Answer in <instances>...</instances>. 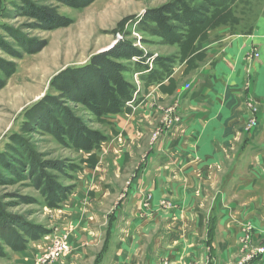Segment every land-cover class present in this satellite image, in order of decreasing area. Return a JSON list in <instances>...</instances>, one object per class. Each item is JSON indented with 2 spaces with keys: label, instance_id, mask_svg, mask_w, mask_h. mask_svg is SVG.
I'll return each instance as SVG.
<instances>
[{
  "label": "rangeland",
  "instance_id": "rangeland-1",
  "mask_svg": "<svg viewBox=\"0 0 264 264\" xmlns=\"http://www.w3.org/2000/svg\"><path fill=\"white\" fill-rule=\"evenodd\" d=\"M30 3L67 24L42 27L25 15ZM263 6L261 0H93L73 8L58 0H0V264H15V254L45 236L49 246L55 237L68 245L62 212L85 167L104 157L111 171L120 155L128 160L130 147L142 156L147 137L140 125H153L154 140L169 126L168 108L176 116L162 95L173 97L209 50L222 48L224 29L241 33ZM119 87L127 99L120 108L111 104ZM148 108H163L161 119L147 116ZM73 128L79 143L72 146ZM259 232L255 242L244 225L242 257L227 264H245L246 253L264 247V227ZM25 233L39 238L26 243ZM22 240L23 251L11 248Z\"/></svg>",
  "mask_w": 264,
  "mask_h": 264
},
{
  "label": "crops",
  "instance_id": "crops-1",
  "mask_svg": "<svg viewBox=\"0 0 264 264\" xmlns=\"http://www.w3.org/2000/svg\"><path fill=\"white\" fill-rule=\"evenodd\" d=\"M252 20L237 35L225 27L222 48L209 50L211 57L177 84L173 97L162 95L176 120L154 140L153 125H140L147 137L142 156L131 155L130 147L128 160L120 155L111 171L104 157L85 167L62 212L69 250L47 264H227L242 257L244 225L258 241L264 227V6ZM252 98L257 125L247 129ZM163 110L145 114L160 120ZM47 240L29 243L15 264H34ZM243 263L264 264V253L248 252Z\"/></svg>",
  "mask_w": 264,
  "mask_h": 264
},
{
  "label": "trees",
  "instance_id": "trees-1",
  "mask_svg": "<svg viewBox=\"0 0 264 264\" xmlns=\"http://www.w3.org/2000/svg\"><path fill=\"white\" fill-rule=\"evenodd\" d=\"M58 1L63 3V4H65V5L73 7V8H83V7L87 6V5H89L93 0H58ZM27 5L28 6H27V9H26L25 15H27V16H29L31 18L37 19L41 23L42 27H44V28L53 29V28H56L57 26H61V25L67 24V22H63V20L62 19L60 20V18L57 15H53L49 11H46V10H43V9H39V8H37V6H35V5L31 4V3L27 4ZM189 22H192V21H189ZM115 93L117 94V96L113 97V102L111 104H113V103L117 104L116 107L119 106V108H120L123 105V103L127 100L126 97H125L126 95L124 94V92H123L121 87L117 88ZM108 103H110V102H108ZM110 110L112 112H115L116 109H110ZM65 129L69 130L68 127L65 128ZM65 129H64V131H65ZM73 129L74 130H73L72 134L70 133L71 136H70V134H68L71 137V139H72L71 142H70V144L72 146L77 144V143H79L78 137H77L78 134H79V130H77V128H73ZM87 140L90 141V142L92 141V139L90 137ZM87 140H85V141H87ZM81 146L86 148V146L83 145V143H82ZM41 233L45 234V233H48V232L43 231ZM25 237H27L26 238V243H27V241L29 242L32 239L34 240V239H38L39 238V237H37L35 235L33 236L30 233H25ZM28 237H29V239H28ZM26 243H24V240H22L21 243L18 244L17 246L12 245V244L10 246L15 251H23L25 249Z\"/></svg>",
  "mask_w": 264,
  "mask_h": 264
},
{
  "label": "built area",
  "instance_id": "built-area-1",
  "mask_svg": "<svg viewBox=\"0 0 264 264\" xmlns=\"http://www.w3.org/2000/svg\"><path fill=\"white\" fill-rule=\"evenodd\" d=\"M253 57H257L258 53L254 52L252 54ZM247 107L252 112L251 116L248 118L247 127H255L257 125V119L255 117L256 108L254 103L252 102V99H249L247 101ZM169 111V124L173 123V121L176 120V116L172 115L171 109H168ZM68 251V245L65 242L64 238L55 237L52 239L50 246L47 248V251L42 254V256L37 259L34 264H47L49 261L57 259L60 255H63ZM257 254H263L264 253V247H261L259 249H256L253 251ZM247 259V258H246ZM242 264V263H241Z\"/></svg>",
  "mask_w": 264,
  "mask_h": 264
}]
</instances>
